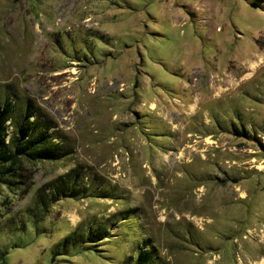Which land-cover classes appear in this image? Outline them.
<instances>
[{
    "label": "rangeland",
    "instance_id": "1",
    "mask_svg": "<svg viewBox=\"0 0 264 264\" xmlns=\"http://www.w3.org/2000/svg\"><path fill=\"white\" fill-rule=\"evenodd\" d=\"M10 84L62 155L0 194V264H134L139 247L140 264H264V0H0ZM70 169L104 192L35 223L34 193ZM78 224L112 235L59 246Z\"/></svg>",
    "mask_w": 264,
    "mask_h": 264
},
{
    "label": "trees",
    "instance_id": "2",
    "mask_svg": "<svg viewBox=\"0 0 264 264\" xmlns=\"http://www.w3.org/2000/svg\"><path fill=\"white\" fill-rule=\"evenodd\" d=\"M250 4L253 7L260 5L259 1ZM51 127L49 121L37 113L30 99L16 94L14 85L0 87V194L16 191L27 194L31 182L28 175L31 165L52 161L62 155L58 138L50 131ZM236 133L247 134L242 128ZM77 176V171L70 169L42 184L31 198L32 206L25 208L26 214L36 223L43 220L50 207L62 198L99 197L104 192L77 185ZM3 202L8 200L5 198ZM124 213L125 210L115 214L113 220H123ZM82 225L75 226L58 245L63 248L78 245L95 250L94 246L100 245L105 238L109 240L112 235L106 224L91 231ZM136 257L134 264H140L144 257L142 247L137 249Z\"/></svg>",
    "mask_w": 264,
    "mask_h": 264
}]
</instances>
